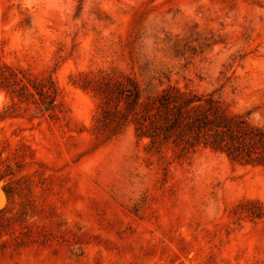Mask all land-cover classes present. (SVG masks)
<instances>
[{"label": "rangeland", "instance_id": "rangeland-1", "mask_svg": "<svg viewBox=\"0 0 264 264\" xmlns=\"http://www.w3.org/2000/svg\"><path fill=\"white\" fill-rule=\"evenodd\" d=\"M168 86L264 129V0H0V264H264V166L152 144Z\"/></svg>", "mask_w": 264, "mask_h": 264}, {"label": "trees", "instance_id": "trees-1", "mask_svg": "<svg viewBox=\"0 0 264 264\" xmlns=\"http://www.w3.org/2000/svg\"><path fill=\"white\" fill-rule=\"evenodd\" d=\"M131 87L129 109L137 116L140 93L136 84ZM148 99L146 103L152 102L155 108L149 113L152 144L159 138L171 139L180 145V155L203 144L231 158L264 166V129L226 112L212 97L168 86Z\"/></svg>", "mask_w": 264, "mask_h": 264}, {"label": "bare ground", "instance_id": "bare-ground-1", "mask_svg": "<svg viewBox=\"0 0 264 264\" xmlns=\"http://www.w3.org/2000/svg\"><path fill=\"white\" fill-rule=\"evenodd\" d=\"M0 200H2V199H0Z\"/></svg>", "mask_w": 264, "mask_h": 264}]
</instances>
